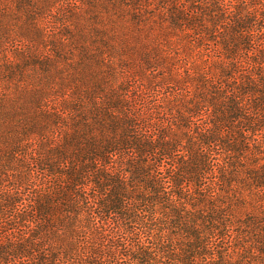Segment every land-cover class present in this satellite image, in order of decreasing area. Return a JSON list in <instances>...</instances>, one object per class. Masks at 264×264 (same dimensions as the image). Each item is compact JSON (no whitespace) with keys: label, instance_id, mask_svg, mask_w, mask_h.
<instances>
[{"label":"trees","instance_id":"1","mask_svg":"<svg viewBox=\"0 0 264 264\" xmlns=\"http://www.w3.org/2000/svg\"><path fill=\"white\" fill-rule=\"evenodd\" d=\"M0 264H264V0H0Z\"/></svg>","mask_w":264,"mask_h":264}]
</instances>
